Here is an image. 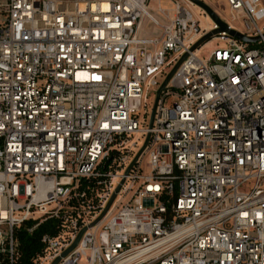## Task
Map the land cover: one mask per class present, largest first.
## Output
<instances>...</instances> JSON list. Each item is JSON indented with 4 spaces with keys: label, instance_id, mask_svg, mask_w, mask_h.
Segmentation results:
<instances>
[{
    "label": "built area",
    "instance_id": "built-area-1",
    "mask_svg": "<svg viewBox=\"0 0 264 264\" xmlns=\"http://www.w3.org/2000/svg\"><path fill=\"white\" fill-rule=\"evenodd\" d=\"M149 1L0 0V264L48 219L33 264H264V3L226 0L259 40L199 59L217 25Z\"/></svg>",
    "mask_w": 264,
    "mask_h": 264
},
{
    "label": "water",
    "instance_id": "water-1",
    "mask_svg": "<svg viewBox=\"0 0 264 264\" xmlns=\"http://www.w3.org/2000/svg\"><path fill=\"white\" fill-rule=\"evenodd\" d=\"M189 3H191L192 5L198 7L203 13H205L216 25H217V29L213 30L207 34H205L202 38H200L191 48H190V52H193L197 49H199L203 44H205L206 42H208L209 40H211L214 36L220 34V33H226L227 35H229L230 37H233L237 40H239L242 43H246V44H253L256 43L259 38L258 37H248L245 34L238 32L234 29L229 28V26L223 22L216 14L215 12L202 0H186ZM187 57V54H184L179 60L178 62L175 64V66L172 68V70L166 75L165 79L163 80L162 84L159 86L157 92H156V96H155V100L153 102V106H152V110H151V114H150V120H149V127L152 126V121H153V117H154V113H155V109H156V105H157V101L159 99V96L161 94L162 91L165 90V87L168 83V81L170 80V78L172 77V75L174 74V72L176 71V69L179 67V65L185 60V58ZM149 140V135H147L146 140L142 146V148L139 150V152L136 154V156L134 157V159L132 160V162L129 164V166L127 167L126 171H125V175H127L129 173V171L132 169V167L134 166V164L136 163L137 159L140 157V155L143 153L147 142ZM124 180H121L120 184L116 187L115 192L113 193V195L111 196L109 202L107 203L105 209L102 211V213L98 216V218L92 222L89 226V228L93 227L94 225H96L99 221L102 220V218L105 216L106 212L109 210L116 193H118V191L120 190L121 185L123 184ZM148 205L151 204V201L146 202ZM87 228H82L79 233L77 234L73 244L62 254V257H65L66 255H68L78 244L82 234L85 232ZM60 258H57L52 264H57L59 262Z\"/></svg>",
    "mask_w": 264,
    "mask_h": 264
},
{
    "label": "rangeland",
    "instance_id": "rangeland-1",
    "mask_svg": "<svg viewBox=\"0 0 264 264\" xmlns=\"http://www.w3.org/2000/svg\"><path fill=\"white\" fill-rule=\"evenodd\" d=\"M202 1L205 2L223 22L231 26L234 30L238 32H242V33L246 32V29L243 25L241 18L230 10V7L226 0H202ZM262 1L264 3V0ZM161 4L166 7H168L169 5L168 0H161ZM156 5H157V0L149 1V7L151 9H154ZM190 10L194 14L195 18L200 22V24H203V21L204 22L208 21L207 18L206 20H202V18L204 17V14L200 12L201 10L195 11L193 7H190ZM197 13L201 15L202 18ZM258 26L264 30V20L258 22ZM223 46L224 45L222 43L216 40H209L208 42H206L205 44L201 46L200 50L197 52V57L199 59H207L209 53L212 50L216 48H222ZM153 102H154V96H153V93L150 92L147 95L145 108H143L142 102L141 103L132 102V106L136 107L138 111L140 112H142L143 110L150 112ZM140 115H142V113ZM148 120H149V116L146 119L147 124H148ZM144 165H145V162H144Z\"/></svg>",
    "mask_w": 264,
    "mask_h": 264
},
{
    "label": "trees",
    "instance_id": "trees-1",
    "mask_svg": "<svg viewBox=\"0 0 264 264\" xmlns=\"http://www.w3.org/2000/svg\"><path fill=\"white\" fill-rule=\"evenodd\" d=\"M35 223L26 222L20 226L14 233L17 241V256L15 264H33L34 258L41 252L43 245L41 238L44 235L54 236L57 232L59 222L54 219H48L38 225L31 233L28 228ZM2 264H7L5 261Z\"/></svg>",
    "mask_w": 264,
    "mask_h": 264
},
{
    "label": "bare ground",
    "instance_id": "bare-ground-1",
    "mask_svg": "<svg viewBox=\"0 0 264 264\" xmlns=\"http://www.w3.org/2000/svg\"><path fill=\"white\" fill-rule=\"evenodd\" d=\"M189 5H190L191 7H193L195 11H196V10H198V11L200 10L198 7L192 5L191 3H189ZM207 19H208V18H207ZM204 20H206V18H205ZM206 23H207V22H206Z\"/></svg>",
    "mask_w": 264,
    "mask_h": 264
}]
</instances>
